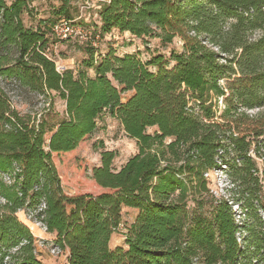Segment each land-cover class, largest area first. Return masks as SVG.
Returning <instances> with one entry per match:
<instances>
[{
	"label": "trees",
	"instance_id": "1",
	"mask_svg": "<svg viewBox=\"0 0 264 264\" xmlns=\"http://www.w3.org/2000/svg\"><path fill=\"white\" fill-rule=\"evenodd\" d=\"M73 1L59 0L53 15L72 20ZM27 11V0H0V78L54 93L65 109L55 122L52 106L21 114L0 85V264H44L20 211L54 234L68 264H240L250 250L264 253V0H109L100 37H178L182 49L142 61L110 48L95 61L88 47L76 73L47 56L54 23L25 26ZM106 113L137 151L115 169L101 144L97 190L67 193L54 158L77 155ZM220 165L255 202L242 204L239 223L208 194L204 174ZM124 207L137 214L111 247Z\"/></svg>",
	"mask_w": 264,
	"mask_h": 264
},
{
	"label": "rangeland",
	"instance_id": "2",
	"mask_svg": "<svg viewBox=\"0 0 264 264\" xmlns=\"http://www.w3.org/2000/svg\"><path fill=\"white\" fill-rule=\"evenodd\" d=\"M12 1L6 0L8 4ZM107 1L109 0L73 1L74 11H72V17L75 19L74 24L90 32V34L86 33V36L83 37L78 35L61 38L53 33L52 27L59 21L53 15V9L59 4V0H27L28 11L22 14V20L24 25L28 27H35L42 19L54 23L51 25L50 44L46 53L54 61L56 68L59 66L61 71L70 69L76 73L78 70L84 69L82 62L88 58V47L96 49L95 55L105 54L110 48L114 49L119 56L125 53H136L142 61L149 60L156 54H160L167 59L171 50L181 51L182 40L178 37L174 38L171 43H163L160 38L155 36L139 38L132 36L129 32H120L116 29L100 37L97 34L100 25L98 11L100 6ZM86 71L89 76L93 75L92 69L86 68ZM0 85L10 96L13 106L21 114L31 113L39 118L43 108L52 106L53 113L50 115V121L55 122L64 116V101L54 93L45 96L34 91H23L17 87L13 80L5 78H0ZM213 102L216 104L214 108L219 114L224 108L222 99H214ZM250 112L254 113L256 110ZM147 131L151 132L152 129L149 128ZM101 144L104 149L115 152L116 156L112 162L115 169H119L137 151L135 140L124 133L119 122L107 113L102 115L97 121V129L87 141L80 145L77 155L71 153L61 158H54L57 163L61 161L63 169L61 174L62 186L67 193L94 192L97 190L92 180H90V175L92 168L100 164ZM226 174L223 165L204 174L207 180L208 194L213 196L214 199L222 198L231 204L235 219L239 223L242 221L244 212L242 204H252V195L247 190L246 184L241 185V187H231L232 185L229 183ZM231 199H234V201L232 202ZM208 206L209 204L206 208ZM136 214L137 210L135 209L122 208L121 221L112 235L111 247L123 243L125 227L134 220ZM18 216L30 227L35 237V251L38 259L44 264H68V250L56 246L54 234L48 233L41 223L31 221L22 211L18 213ZM255 253L252 250L247 252L240 260V264H264V253Z\"/></svg>",
	"mask_w": 264,
	"mask_h": 264
},
{
	"label": "built area",
	"instance_id": "3",
	"mask_svg": "<svg viewBox=\"0 0 264 264\" xmlns=\"http://www.w3.org/2000/svg\"><path fill=\"white\" fill-rule=\"evenodd\" d=\"M77 19H79V18H77ZM74 21H75V19H72V20H68L65 18L59 19V21H57L52 27L53 33L56 36H59L61 38H66V37L69 38V37L78 36V35L83 37V36H86L85 35L86 33L90 34V32L87 29H85L79 25H75ZM47 56H48V54H47ZM97 59H98V55H95V61ZM56 69L58 71H61L59 66Z\"/></svg>",
	"mask_w": 264,
	"mask_h": 264
}]
</instances>
